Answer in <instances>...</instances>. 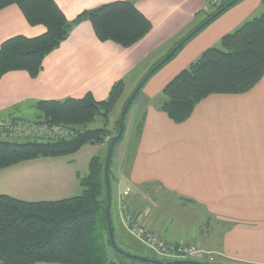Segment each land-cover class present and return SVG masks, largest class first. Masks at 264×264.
<instances>
[{"label":"crops","instance_id":"0c3cea01","mask_svg":"<svg viewBox=\"0 0 264 264\" xmlns=\"http://www.w3.org/2000/svg\"><path fill=\"white\" fill-rule=\"evenodd\" d=\"M55 1L73 21L122 0ZM133 1L153 24L142 41L128 49L101 42L90 21L83 19L46 56L36 78L26 71H11L1 78L0 120L36 119L38 101L79 99L87 94L103 101L122 80L128 98L152 66L199 26L220 0ZM262 1L243 0L226 11L192 37L141 89L126 116L123 140L113 153L112 185L120 202L113 200L112 211L120 236H134L122 210V197L128 193L127 212L159 237L193 244L213 256L212 264H264V77L248 93L208 97L181 124L156 102L165 86L206 50L220 46L225 35L263 12ZM45 31L44 26L30 25L16 5L0 10V47L10 38L36 37ZM60 159L39 158L0 170V194L26 201L80 195L78 174L88 171L82 174ZM162 196L174 197L173 205L185 211L191 224L158 213Z\"/></svg>","mask_w":264,"mask_h":264},{"label":"trees","instance_id":"16d2710c","mask_svg":"<svg viewBox=\"0 0 264 264\" xmlns=\"http://www.w3.org/2000/svg\"><path fill=\"white\" fill-rule=\"evenodd\" d=\"M230 1L220 0L213 11L206 14L205 20ZM11 5L20 8L30 25L44 26L46 31L36 37L16 36L1 45L0 80L11 71H26L36 78L43 69L46 56L60 47L73 27L83 19L90 21L101 42L110 41L126 49L138 44L153 29L152 22L133 0L101 5L73 21L67 19L55 0H0V10ZM263 77L264 13L244 23L234 33L225 35L220 46L206 50L165 86L156 102L173 122L181 124L208 97L248 93ZM125 92L126 83L122 80L113 85L108 98L103 101L87 94L79 99L36 102L38 118L35 122L73 127L74 135L69 138H27L22 142L0 138V170L39 158L72 155L86 145H107L106 155L94 156L87 174H78L80 195L55 201H26L0 194V264H115L107 255V248L113 247L106 217L105 165L111 141L119 134L121 113L127 99L121 107L114 132L109 128L111 115ZM140 93L141 90L129 110ZM97 120L102 122L101 127H87ZM141 128L142 124L138 126V136ZM124 133L125 124L116 146L123 140ZM112 161L113 156L109 170L111 192ZM112 206L113 199L110 213L115 235ZM132 241L136 240L132 238ZM147 250L143 249L147 258L154 260L171 262L180 258L160 259ZM182 260L187 264L197 262Z\"/></svg>","mask_w":264,"mask_h":264},{"label":"built area","instance_id":"2783aa9c","mask_svg":"<svg viewBox=\"0 0 264 264\" xmlns=\"http://www.w3.org/2000/svg\"><path fill=\"white\" fill-rule=\"evenodd\" d=\"M74 135L72 128L51 124L48 122L37 123L24 119H7L0 120V137H12L14 139L35 138L40 140H58L69 138ZM128 193L122 197L124 202ZM125 208V221L128 230L142 243L153 249L160 255L167 257H180L203 263H214L211 254L199 250L196 246L189 243H172L168 240L161 239L157 234L150 231L144 226L140 218H136L127 212ZM205 260V261H204Z\"/></svg>","mask_w":264,"mask_h":264},{"label":"rangeland","instance_id":"374dc122","mask_svg":"<svg viewBox=\"0 0 264 264\" xmlns=\"http://www.w3.org/2000/svg\"><path fill=\"white\" fill-rule=\"evenodd\" d=\"M242 1L243 0H241L240 2H242ZM237 4H235V5H237ZM263 4H264V2H263ZM232 7H234V5ZM229 9H231V8H229ZM262 13H264V10H263V12L257 14V16H255V17H259ZM253 19H254V17H253ZM244 23H246V22H244ZM126 99H128V98H126V92H125L123 99L121 100V102L118 104V106L116 107V109L113 111V113L111 115L109 128L113 132L115 131V124H116L117 118H118L119 114L121 113V109H122L121 107H123L122 106L123 102L126 101ZM17 119H24L27 121H35L36 120V119H25V118H17ZM101 126H102V122L100 120H97L96 122L88 125L87 127L91 128V129H95V128H99ZM71 128H73V127H71ZM1 139H7V140H11V141H21V142L26 141V139H14L12 137H1ZM106 151H107V145L106 144L105 145H86L82 149H80L78 152H76L75 154L65 156V157H63V159H60V160H65L66 162H70V164H73L74 167L76 169H78L79 171H81L83 174V173L88 171L91 159L94 156L104 157L106 155ZM111 196H112V199L114 201L117 202L119 200V202H120V196L115 194L114 188L112 190ZM163 197H165V196H162L159 200V204H158L159 209L157 208L158 213L165 214L169 217L178 218V219H180V221H183V222H186V220H187V223L191 224V222H189L190 218H188L186 216L185 211L182 208L177 207L178 205L177 206L173 205V202L177 201L174 197H169V199H167V197H165V198H163ZM167 201H169V202H167ZM124 207H126V209H127L126 199L124 202L122 201L123 216L125 218V208ZM114 237H115L116 244H118L119 248H121L125 252L131 253V254H134L137 256H141V257H147L148 255H147V253H145L143 251V249L147 250V248H148L151 250V253L153 256H156L160 259L168 258L167 256H163V255L158 254L153 249H151L150 247H148L147 245H145L144 243H142L141 241L136 239V237H134V236L131 237V236L126 235L125 237H123V236H120V234L116 231ZM132 238H134V240H136V241L133 242ZM147 252H150V251L147 250ZM107 255H108L109 261L112 263H115V264H150V263H144L141 261H136V260L127 258L124 255L118 253L114 248H110V247L107 248ZM169 259H171V257ZM175 261H183V260H182V258H177ZM171 262H173V261H171Z\"/></svg>","mask_w":264,"mask_h":264},{"label":"water","instance_id":"95a60500","mask_svg":"<svg viewBox=\"0 0 264 264\" xmlns=\"http://www.w3.org/2000/svg\"><path fill=\"white\" fill-rule=\"evenodd\" d=\"M241 0H231L229 3H227L225 6H223L220 10L216 11L211 17L203 21L199 26H197L192 32H190L185 38H183L158 64H156L147 74L146 76L141 80V82L137 85L135 90L131 93L129 98L127 99V102L122 110L121 118H120V130L119 134L113 137L109 150L108 155L106 159V165H105V180H106V188H107V197H108V204L106 207V217L108 222V228H109V234H110V241L112 244V247L120 254L124 255L127 258L141 261L144 263H150V264H187L185 261H173V262H165L160 260H154L147 257H141L137 256L128 252L123 251L119 246L116 244L115 237H114V231L112 226V220H111V205H112V196H111V183H110V176H109V170L111 165L112 156L114 153L115 146L117 142L120 140V138L123 135L124 132V124L125 119L129 110V107L131 106L132 102L134 101L135 97L138 95L139 91L143 88V86L146 84V82L150 79V77L159 70L164 64H166L168 61H170L176 53L183 47L185 44L189 42V40L194 37L196 34H198L200 31H202L207 25H209L215 18L220 16L222 13L227 11L229 8H231L233 5L239 3ZM195 264H210V263H203V262H196Z\"/></svg>","mask_w":264,"mask_h":264}]
</instances>
